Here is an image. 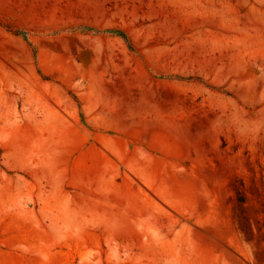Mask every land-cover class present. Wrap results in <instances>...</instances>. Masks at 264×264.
<instances>
[{
  "label": "rangeland",
  "instance_id": "374dc122",
  "mask_svg": "<svg viewBox=\"0 0 264 264\" xmlns=\"http://www.w3.org/2000/svg\"><path fill=\"white\" fill-rule=\"evenodd\" d=\"M0 264H264V0H0Z\"/></svg>",
  "mask_w": 264,
  "mask_h": 264
}]
</instances>
